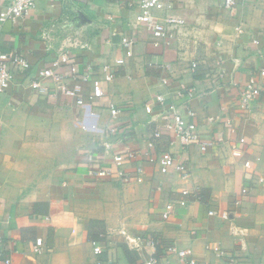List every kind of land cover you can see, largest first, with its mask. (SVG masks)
<instances>
[{"label": "crops", "instance_id": "obj_1", "mask_svg": "<svg viewBox=\"0 0 264 264\" xmlns=\"http://www.w3.org/2000/svg\"><path fill=\"white\" fill-rule=\"evenodd\" d=\"M166 1L186 25L165 48L153 46L151 25L135 20L136 0H39L28 15L5 23L0 46L31 62L0 92V247L13 264L128 261L119 246L127 244L122 231L190 247L198 264H233L229 255L239 264H264V76L258 75L264 66V0H238L232 9L224 0ZM71 6L91 26L58 45L51 32L67 20L72 24ZM86 7L94 16L83 14ZM131 34L137 43L122 46V37ZM62 52L70 60L54 66ZM150 62L171 63L169 86L162 81L167 73ZM91 65H110L115 74L101 82L104 95L93 100V81L83 79ZM47 67L63 74L70 87L78 85L79 94L62 92L52 77L43 79L47 93L34 88L31 77ZM253 75L262 95L246 112L238 96ZM188 86L198 91L186 106L197 113L203 141L211 143L206 150L168 132L156 138V121L145 109L157 94ZM233 142L241 155H233ZM130 149L137 155L126 166L143 163V182L87 175L91 165H108ZM168 151L189 164V178L176 168L161 172V155ZM185 188L191 191L187 196ZM182 198L188 205L163 219L166 204ZM210 209L233 210V219L211 216ZM91 219L106 224L102 254L88 238ZM37 238L43 239L40 253L34 251ZM208 243L227 256L208 251ZM155 250L140 251L138 259ZM160 262L182 264L177 258Z\"/></svg>", "mask_w": 264, "mask_h": 264}, {"label": "built area", "instance_id": "obj_2", "mask_svg": "<svg viewBox=\"0 0 264 264\" xmlns=\"http://www.w3.org/2000/svg\"><path fill=\"white\" fill-rule=\"evenodd\" d=\"M39 0H0V36L4 30L5 23L9 20H16L23 16L28 15L37 5ZM139 11L136 15V21L141 24L151 25L152 27V44L155 47H170L177 32L186 25V19L170 13L173 9V4L166 0H136ZM238 3V0H224V7L232 9ZM138 37L135 35H128L122 37V46H131L137 43ZM70 56L68 52H62L59 59L54 62V66L60 64V61H69ZM117 63H124L123 59L117 60ZM150 66H156L167 73L163 77L162 81L165 85L171 84V74L173 68L169 62H150ZM198 66L196 62L192 64V69ZM31 67L29 58L23 54L14 50H6L0 46V92H5L10 85L14 82L16 76L21 72H27ZM21 70V71H20ZM259 76H264V66L258 71ZM114 68L110 65H103L99 69L94 68L92 65L87 68L84 75V80L93 81L94 90L89 95V99L93 100L96 97L104 95L102 81H110L114 78ZM53 78L57 87L67 94H79L80 87L78 85L70 87L63 74L54 71L53 67L43 68L36 72L35 77H31V85L34 88L39 89L43 93L49 91L48 86L43 84V79ZM198 91L195 86L173 88L167 92L157 94L146 105L145 109L152 116V120L156 121L154 129V136L161 138L165 132H168L173 137H177L184 145H199L202 150H206L211 143L205 142L202 139L200 130V123L197 113L194 109L187 107L186 103L197 95ZM262 95V86L257 76L253 75L249 80L240 88L238 96V106L241 110L250 112L252 110L254 102ZM182 107L185 110H182ZM112 115L117 117L119 110L117 108L112 109ZM174 143V139H173ZM154 143L150 142V147ZM232 153L235 156L241 155L242 151L238 148L237 144L233 142L231 144ZM137 152L130 149L126 152L117 154L108 165L93 166L88 168L87 175L92 180H105V179H117L122 183H141L144 181L146 173L143 163L137 162L133 169H129L126 164L133 161ZM163 164L161 166V172L167 173L172 168H176L183 178H189L191 176V169L189 164L182 160L178 161L173 154L168 151L161 155ZM245 165L249 167L250 161H246ZM199 191L193 193L196 199H199ZM248 192V187L242 189V194ZM183 195L187 196L191 193L188 188L182 190ZM188 199L182 198L179 200L169 201L164 211L162 212L163 219L171 218L172 214L176 211L178 206L186 207L188 205ZM242 203V198L237 197L234 199V205L239 206ZM233 210H221L210 209L209 215L219 216L223 220L231 221L233 219ZM125 236L126 243L131 249L137 252L151 247L155 250L154 255L141 256L135 262H129L124 260L111 259L107 264H161L160 261H167L170 258H177L182 264H198V260L195 258L194 251L190 247H179L176 243L158 242L152 237H145L141 234H128L126 231H122ZM94 252L96 254H102L105 250L102 247V243L96 240L91 241ZM43 239L37 238L34 251L40 253L42 251ZM208 251L214 252L219 257L227 256V251L215 247L213 244H206ZM230 261L233 264H239L232 255ZM0 259L4 264H13L11 257L4 256L3 249L0 247Z\"/></svg>", "mask_w": 264, "mask_h": 264}, {"label": "rangeland", "instance_id": "obj_3", "mask_svg": "<svg viewBox=\"0 0 264 264\" xmlns=\"http://www.w3.org/2000/svg\"><path fill=\"white\" fill-rule=\"evenodd\" d=\"M76 9H77V11H76ZM70 10L73 14V17L71 19L72 24L69 23L70 20H67L66 24H64V25L60 24L58 27H55L53 29V31L51 32L55 38H58L57 39L58 45H60L62 43V40H59V39H62L64 37H65V39H67L66 37H68L69 35H76V34H78V31L81 30L82 28H88L91 26L89 19H87L86 17H80L79 16L78 8L73 9L71 6ZM85 11L88 12L89 16H91V17L94 16L92 11H90L87 7L84 10L83 14H85ZM69 25H71V26L68 28Z\"/></svg>", "mask_w": 264, "mask_h": 264}, {"label": "trees", "instance_id": "obj_4", "mask_svg": "<svg viewBox=\"0 0 264 264\" xmlns=\"http://www.w3.org/2000/svg\"><path fill=\"white\" fill-rule=\"evenodd\" d=\"M87 231L88 238L91 241L96 240L102 243H106L108 241L106 224L103 220L91 219L88 223ZM119 246L123 249L124 254L129 262H135L139 258V253L129 248L127 244L119 243Z\"/></svg>", "mask_w": 264, "mask_h": 264}]
</instances>
